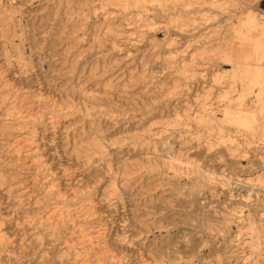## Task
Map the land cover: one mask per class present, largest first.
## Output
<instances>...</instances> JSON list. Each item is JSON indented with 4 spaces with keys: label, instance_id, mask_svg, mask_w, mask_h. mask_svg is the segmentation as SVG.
<instances>
[{
    "label": "rangeland",
    "instance_id": "1",
    "mask_svg": "<svg viewBox=\"0 0 264 264\" xmlns=\"http://www.w3.org/2000/svg\"><path fill=\"white\" fill-rule=\"evenodd\" d=\"M255 6L0 0V264H264V123L221 122Z\"/></svg>",
    "mask_w": 264,
    "mask_h": 264
},
{
    "label": "bare ground",
    "instance_id": "2",
    "mask_svg": "<svg viewBox=\"0 0 264 264\" xmlns=\"http://www.w3.org/2000/svg\"><path fill=\"white\" fill-rule=\"evenodd\" d=\"M127 1L130 2L131 0H127ZM142 1H146V2L158 1L160 3H163L166 2L167 0H142ZM226 1L227 0H212L213 4L220 8L223 4L226 3ZM262 25L263 24L260 23L259 17L256 15V13L249 12L247 13L246 17L243 18L240 27L236 28L232 36L229 37V39L227 40V42H229V44L227 45L229 47L228 52H230V54L228 55V57L225 56L226 58L223 59L226 61L229 60L230 62H233L235 65H237V68H239L240 70H238L236 73L241 74V77L248 78L249 79L247 80L248 83L253 82L255 83L254 85L260 84V90H259L260 95L258 97V105L255 106L254 110L252 111L251 110L245 111L243 108L242 109L237 108L235 105L231 103L224 105L225 115H224V119L221 121L223 125H225V123H228L231 124L232 126L233 125L239 127L244 126L245 128L252 130L255 124H258L260 122L264 123V67L261 68L255 66L254 68V65H256L255 62L259 61L260 58H264V42L261 41L262 38L259 37L260 35L259 32L258 34L255 33L258 30V27ZM110 32L112 34H115L116 32H118V30L116 27H114V28H110ZM99 147H100L99 144L97 143L94 144L95 149H98ZM153 164L154 162L151 160L150 166L153 167ZM126 165H125V169L127 170H130L132 169V167H134V164L132 165L126 164ZM248 171L251 172L252 170H248ZM263 178H264V172H262V174L261 173L258 174L254 178H247L246 180L250 182H256L257 185H259L258 182H261ZM50 193L52 195L55 194L54 190H52ZM251 230L254 231V233H257V237H259L258 234H260V232L263 231V228L254 227V224L251 223ZM2 242H3V237H0V244ZM263 245H264L263 241L257 240L255 241L254 248H261Z\"/></svg>",
    "mask_w": 264,
    "mask_h": 264
},
{
    "label": "crops",
    "instance_id": "3",
    "mask_svg": "<svg viewBox=\"0 0 264 264\" xmlns=\"http://www.w3.org/2000/svg\"><path fill=\"white\" fill-rule=\"evenodd\" d=\"M242 1L249 3L251 5H256L255 9L262 11L264 13V0H242Z\"/></svg>",
    "mask_w": 264,
    "mask_h": 264
}]
</instances>
